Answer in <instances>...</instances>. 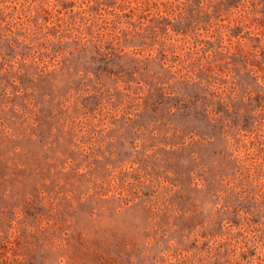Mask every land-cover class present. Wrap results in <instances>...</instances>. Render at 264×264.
I'll return each instance as SVG.
<instances>
[{"label":"rangeland","instance_id":"rangeland-1","mask_svg":"<svg viewBox=\"0 0 264 264\" xmlns=\"http://www.w3.org/2000/svg\"><path fill=\"white\" fill-rule=\"evenodd\" d=\"M119 3L0 0V264H169L185 208L211 211L241 170L233 145L250 140L237 128L255 107L248 93L263 79L251 73L264 75V58L235 55L239 39L215 24L197 37L140 29L116 16ZM185 14L191 23L197 13ZM22 21L36 31L26 42ZM61 32L71 37L50 36ZM108 33L124 51L106 67L94 44ZM207 69L217 93L204 73L202 84L189 76ZM248 159L264 167L259 152ZM245 223L264 236V216Z\"/></svg>","mask_w":264,"mask_h":264},{"label":"trees","instance_id":"trees-1","mask_svg":"<svg viewBox=\"0 0 264 264\" xmlns=\"http://www.w3.org/2000/svg\"><path fill=\"white\" fill-rule=\"evenodd\" d=\"M148 1L150 0L145 2L148 3ZM135 2L137 4L132 5L129 0H120L118 7L122 12L117 13L116 16L120 19L124 17L138 18L142 26L140 29H143L145 24H149L147 27L156 33L168 34L173 31L177 34L187 33L192 37L200 36L201 29L209 33L211 26L219 25L226 29V34L231 40L239 39L237 42L239 48L237 47V51L234 52L235 55L246 54L245 50H247L251 51L250 53H259L264 58V27L261 32H255L256 30L252 27L254 26L252 20H255L257 12L260 11V14L264 15V0H164L155 2V9L146 6L145 2H142L145 3L144 5L141 4V1L140 3L137 0ZM161 4L164 6L163 8L159 7ZM190 8L196 10L197 13L194 14L191 23L187 21L188 16L185 14V11ZM176 10H179L178 13ZM175 13L176 15H174ZM172 15L174 21L171 19ZM8 16L5 15L3 20ZM231 17L234 18L235 23H231ZM263 19L259 18L264 26ZM19 24L22 26L18 39L22 36L23 42H26L31 35L36 34L31 25L30 28L27 27V22L22 21ZM44 24L46 28H50L46 22ZM40 27L43 28L42 25ZM29 29L31 32L27 36L25 33ZM221 33L222 31L217 32V39L222 38ZM140 35L141 33L136 31L133 36ZM50 36L58 37L60 43L65 38L71 37L62 32L60 34L51 33ZM118 36L115 33H108L107 38L101 34L97 35L98 40L94 44L95 52L103 58L102 66L110 65L111 54L114 51H119L117 53L123 55L124 48L120 42V36ZM83 39L84 37L81 35L73 38L80 49L88 46V42ZM241 40H246L248 43L250 41L251 48L241 44ZM7 43L9 42L7 41ZM161 44L164 45L163 50L165 51L166 43L161 40ZM9 46L17 51L12 43H9ZM219 46L223 50L231 51L226 45ZM255 67L262 68L258 64L251 66L247 64V69L250 71H253ZM211 72L212 70L207 69L201 71L197 77L189 76L192 80L199 77L197 84H202L204 81L200 76L204 73L207 77L206 86L210 93L214 94L217 91L212 85ZM256 73L257 71L251 73L255 82L259 83L260 78L263 79V82L257 84L248 93V99L255 103L253 105L255 107L246 111L244 121L239 123L237 128L238 135H249L250 140L246 142L240 137H236L237 141L233 145V151L238 152L237 159L241 163V170L233 177V184L225 191L224 189L221 191L222 193L218 197L220 201L215 202L211 211L205 213L199 210L196 202L191 204V207L185 208L184 212L187 215L179 216L182 220V223L176 228L179 231V241L174 253L168 259L169 264H264V236L257 233L256 230L246 227L245 223L253 225L256 220L264 216V167L261 162L256 163V161L248 159V154L251 151H257L261 159L264 160V135L258 131V125L264 124V75L261 77ZM185 74H189V72ZM208 99L210 101L208 106L213 107V99ZM226 110V112L229 111L228 108ZM261 119H263L262 122H260ZM131 171H135V168L119 172L120 180L126 172ZM241 181L245 183L242 184ZM126 200L134 201L135 199L127 198ZM170 240H175V237Z\"/></svg>","mask_w":264,"mask_h":264}]
</instances>
